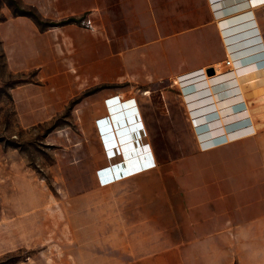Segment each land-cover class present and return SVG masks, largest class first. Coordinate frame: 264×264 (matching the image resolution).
I'll return each instance as SVG.
<instances>
[{
    "label": "crops",
    "instance_id": "crops-1",
    "mask_svg": "<svg viewBox=\"0 0 264 264\" xmlns=\"http://www.w3.org/2000/svg\"><path fill=\"white\" fill-rule=\"evenodd\" d=\"M94 6L98 93L123 98L104 103L94 120L105 154L98 170L115 175L121 161L143 164L150 151L156 162L98 183L110 195L98 197V217L110 223L111 247L125 251L128 264L228 263L239 240L264 237V3ZM64 7L61 14L70 13ZM79 7L73 11L85 0ZM118 104L131 120L118 122ZM141 127L148 149L122 157ZM82 255L79 263L98 264L96 252Z\"/></svg>",
    "mask_w": 264,
    "mask_h": 264
},
{
    "label": "rangeland",
    "instance_id": "rangeland-1",
    "mask_svg": "<svg viewBox=\"0 0 264 264\" xmlns=\"http://www.w3.org/2000/svg\"><path fill=\"white\" fill-rule=\"evenodd\" d=\"M83 1L0 0V264H82L88 251L128 264L98 217V197L110 195L98 187L94 125L123 98L98 93L97 0L74 12ZM238 242L224 264H264V237Z\"/></svg>",
    "mask_w": 264,
    "mask_h": 264
},
{
    "label": "built area",
    "instance_id": "built-area-1",
    "mask_svg": "<svg viewBox=\"0 0 264 264\" xmlns=\"http://www.w3.org/2000/svg\"><path fill=\"white\" fill-rule=\"evenodd\" d=\"M82 24H83V26H85L87 28L93 29V27H94L91 19H83ZM132 101H133V98H130V99H126L123 102L126 103V102H132ZM145 134H146L145 130L142 127H141V129L134 131L135 138H136L137 143H138V145L142 151L144 150V148H146V150L148 149V144L147 143L143 144L144 138L146 137ZM155 166H156V162L154 160L152 152L150 151V153L147 155L146 160L144 161L143 164H137L135 167H133L129 171H123L124 165H121L118 168L119 173L113 175L112 172H109V170H106L107 174L101 175L103 171H102V169H100L98 171L99 183L101 185H107V184L114 182L116 179H120V178L126 177L132 173H135L137 171L146 170V169H149V168H152Z\"/></svg>",
    "mask_w": 264,
    "mask_h": 264
},
{
    "label": "water",
    "instance_id": "water-1",
    "mask_svg": "<svg viewBox=\"0 0 264 264\" xmlns=\"http://www.w3.org/2000/svg\"><path fill=\"white\" fill-rule=\"evenodd\" d=\"M206 73L209 76L214 75L215 74V69L214 68H210V69H208L206 71ZM119 107H121L122 110L124 109L123 106L119 105ZM121 120L122 121L124 120L125 122H128L129 119H127V118L124 119V117H123L122 119H119L118 122H120ZM130 134L133 136V140H132L133 146H131L130 148H127L126 150H124V152L122 153V157L123 156L126 157L125 154L133 155V153H134V155H135V153H136V155H137L139 153V151L141 152V148L139 147V145L137 143V140H136L135 135H134V131L131 132Z\"/></svg>",
    "mask_w": 264,
    "mask_h": 264
},
{
    "label": "bare ground",
    "instance_id": "bare-ground-1",
    "mask_svg": "<svg viewBox=\"0 0 264 264\" xmlns=\"http://www.w3.org/2000/svg\"><path fill=\"white\" fill-rule=\"evenodd\" d=\"M249 2H251L252 4H254V5H256V4H260V3H264V0H248ZM127 154H125V156H126ZM120 164L121 165H124V171H129V170H131L133 167H135L136 165H137V163H133V164H131V166H128L127 165V163H124V161H121L120 162ZM119 164V165H120ZM119 165H117V166H119ZM105 174H107V173H105ZM117 174V173H116ZM101 175H104V171L102 172V174Z\"/></svg>",
    "mask_w": 264,
    "mask_h": 264
}]
</instances>
